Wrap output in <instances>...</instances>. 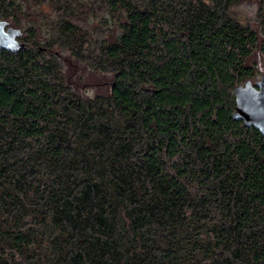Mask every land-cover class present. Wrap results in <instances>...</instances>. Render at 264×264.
I'll use <instances>...</instances> for the list:
<instances>
[{
	"label": "trees",
	"instance_id": "obj_1",
	"mask_svg": "<svg viewBox=\"0 0 264 264\" xmlns=\"http://www.w3.org/2000/svg\"><path fill=\"white\" fill-rule=\"evenodd\" d=\"M0 264H264V136L232 118L264 0H0Z\"/></svg>",
	"mask_w": 264,
	"mask_h": 264
},
{
	"label": "water",
	"instance_id": "obj_2",
	"mask_svg": "<svg viewBox=\"0 0 264 264\" xmlns=\"http://www.w3.org/2000/svg\"><path fill=\"white\" fill-rule=\"evenodd\" d=\"M21 35L19 29L7 26L0 20V49L10 52L23 49L17 40ZM236 109L232 118L241 121L246 128L253 127L264 136V75L254 84L247 81L234 89Z\"/></svg>",
	"mask_w": 264,
	"mask_h": 264
},
{
	"label": "rangeland",
	"instance_id": "obj_3",
	"mask_svg": "<svg viewBox=\"0 0 264 264\" xmlns=\"http://www.w3.org/2000/svg\"><path fill=\"white\" fill-rule=\"evenodd\" d=\"M263 75H264V56H261L257 59V74L252 80V82L251 81L250 82L254 84Z\"/></svg>",
	"mask_w": 264,
	"mask_h": 264
}]
</instances>
